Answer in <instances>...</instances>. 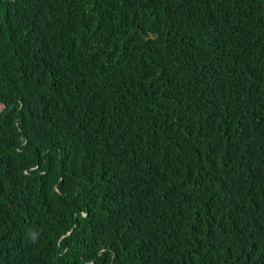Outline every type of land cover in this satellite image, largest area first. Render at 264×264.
<instances>
[{
    "label": "trees",
    "instance_id": "obj_1",
    "mask_svg": "<svg viewBox=\"0 0 264 264\" xmlns=\"http://www.w3.org/2000/svg\"><path fill=\"white\" fill-rule=\"evenodd\" d=\"M0 264H264V0H0Z\"/></svg>",
    "mask_w": 264,
    "mask_h": 264
}]
</instances>
